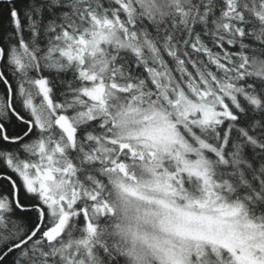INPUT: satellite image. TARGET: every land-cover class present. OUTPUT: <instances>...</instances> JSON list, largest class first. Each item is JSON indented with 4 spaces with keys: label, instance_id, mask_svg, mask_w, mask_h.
Returning <instances> with one entry per match:
<instances>
[{
    "label": "snow or ice",
    "instance_id": "1",
    "mask_svg": "<svg viewBox=\"0 0 264 264\" xmlns=\"http://www.w3.org/2000/svg\"><path fill=\"white\" fill-rule=\"evenodd\" d=\"M0 264H264V0H0Z\"/></svg>",
    "mask_w": 264,
    "mask_h": 264
}]
</instances>
